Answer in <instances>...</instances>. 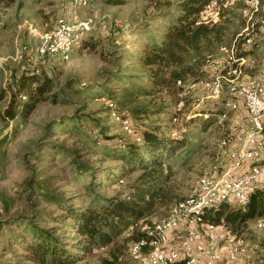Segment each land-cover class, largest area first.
<instances>
[{
	"label": "rangeland",
	"instance_id": "1",
	"mask_svg": "<svg viewBox=\"0 0 264 264\" xmlns=\"http://www.w3.org/2000/svg\"><path fill=\"white\" fill-rule=\"evenodd\" d=\"M179 1L122 0L113 4L108 0H90L81 7L72 0H14L0 8V245L4 247L0 250L1 260H12L20 252L16 243H7V234L18 233L23 227L28 229L22 223L18 228L11 225L7 219L15 214L41 217L36 222L40 227H50L72 242L70 219L38 194L37 185L56 193L74 208L84 206L92 195H109L125 189L136 171L113 182L104 177L118 163L111 157L117 138L132 141L136 129L153 124L185 137V145L172 160L173 173L168 181L172 197L149 216L150 222L165 216L171 203L188 195L202 170L211 164L217 166L214 156L223 136L229 137L228 144L236 143L237 137L242 136L243 131L235 123V115L244 113L242 106L237 111L229 109L224 103V88L219 95H211L203 85L211 78L203 62L202 75L199 72L195 81L187 77L176 99L164 90L145 93L139 89L150 84L139 56L175 15ZM58 17L69 23L89 18L91 28L73 43L65 60L36 55L38 35L51 29ZM255 31L248 48L257 62L254 67L245 68V77L264 64V26ZM221 56L218 51L212 57ZM24 66H36L51 78V94L36 101L24 115L17 113L8 118L3 115L8 95L1 89L13 82ZM209 107L217 112L204 120L211 119L206 124L202 122L207 115L203 111ZM116 110L129 113L131 131L115 117ZM257 219L250 218L233 232L227 229L228 236L215 239L213 248L221 254L216 264H222L234 245L244 251L233 264H264V223L258 224ZM219 229L226 230L223 226ZM172 235L171 245L179 248L178 241L185 233L174 229ZM205 240L203 236L202 241ZM150 250L145 247L132 253L127 241L118 258L109 264H142ZM103 257L110 258L106 247L85 254L76 263L107 264Z\"/></svg>",
	"mask_w": 264,
	"mask_h": 264
},
{
	"label": "trees",
	"instance_id": "2",
	"mask_svg": "<svg viewBox=\"0 0 264 264\" xmlns=\"http://www.w3.org/2000/svg\"><path fill=\"white\" fill-rule=\"evenodd\" d=\"M13 1L0 0V8ZM108 1L115 4L122 0ZM217 1L219 8L215 19L200 17L209 0H180L177 3L175 15L172 14L158 37L149 42L139 56L146 68V80L150 83L147 88H139L142 92L164 90L168 96L176 99V94L183 90L187 77L195 81L199 78V72L202 75L200 65L203 64L204 56L214 53L220 46L226 45L229 39H233L242 23L237 10L246 3L244 0ZM250 51V48L240 46L237 54H249ZM51 87V78L36 66L21 67L13 82L1 89L8 95L3 115L8 118L17 113L24 115L36 101L50 96L51 93L48 92ZM115 112L120 118H127L130 126L127 111ZM203 112L207 115L202 122H206L204 120L213 116L217 109L209 107ZM209 122L211 119L206 124ZM134 137L132 141L120 138L114 140L115 148L111 151V157L118 163L104 175L113 182L121 180L129 171H136L122 191L109 195H92L84 206L74 208L56 193L43 190L37 185L38 194L63 210L70 219L72 242L61 238L50 227H40L36 222L41 217L32 219L31 216L15 214L7 219L12 222L11 225L18 228L22 223L28 229L23 227L18 233L7 234V243H16L20 252L12 260L0 259V264H79L76 262L85 254L102 247L107 248L110 257H103L102 261L109 264L121 254L123 243H131L141 237L148 240L150 235L142 229V225L148 223L149 216L171 199L168 181L173 173L172 160L186 140L182 133H174L155 124L139 127L135 130ZM80 167L88 169L85 165ZM262 215V188H254L244 203L223 201L215 206H203L199 211L202 221L219 224L231 232L246 220ZM0 246V250L4 248L3 245ZM144 248L145 246L142 247Z\"/></svg>",
	"mask_w": 264,
	"mask_h": 264
},
{
	"label": "built area",
	"instance_id": "3",
	"mask_svg": "<svg viewBox=\"0 0 264 264\" xmlns=\"http://www.w3.org/2000/svg\"><path fill=\"white\" fill-rule=\"evenodd\" d=\"M72 1L81 7L90 2ZM244 1L246 4L240 8L241 25L230 44L218 48L222 56L215 59L212 53L203 58L211 75L203 85L211 95H219L224 88L225 105L234 111L242 106L243 115H235V123L243 131L242 136L232 144H228V136H223L214 156L217 166L211 164L202 170L195 179L192 191L171 203L165 216L142 225L150 237L148 240L141 237L130 243L132 253H137L144 246L151 248L142 264H216L221 260V254L213 248V243L217 237L228 236L229 231H220L221 225L202 221L200 209L223 201L244 203L254 188L264 186V64L257 67L258 76L245 77V68L253 65L254 59L250 54H237L241 45L248 47L252 44L255 29L264 26V0ZM218 8L217 0H209L200 17L215 19ZM90 28L89 18L69 23L58 17L51 29L38 35L34 47L36 55L65 60L73 43ZM108 104L112 106V102ZM115 117L120 119L127 131H131L127 118H120L116 112ZM171 119L176 117L173 115ZM222 160L225 162L218 168ZM257 220L258 224L264 223V215ZM174 229L185 233L178 241L179 248L171 245ZM203 236L207 240L202 241ZM243 251L242 247L234 245L227 251L222 264L237 262Z\"/></svg>",
	"mask_w": 264,
	"mask_h": 264
},
{
	"label": "crops",
	"instance_id": "4",
	"mask_svg": "<svg viewBox=\"0 0 264 264\" xmlns=\"http://www.w3.org/2000/svg\"><path fill=\"white\" fill-rule=\"evenodd\" d=\"M260 27H261V26H260ZM258 29H259V28H258ZM255 33H257V31H255ZM255 33H254V34H255ZM241 46H242V45H241ZM243 47H244V46H243ZM217 52H218V49H217L213 54H215V53H217ZM249 54L253 57V59H254V63L257 62L256 59H255V55H253L252 51H251ZM261 64H262V63H261ZM261 64H260V65H261ZM251 66L254 67V64L251 65ZM250 73L253 74V75H249V76H258V70H256V73H252V71H250Z\"/></svg>",
	"mask_w": 264,
	"mask_h": 264
}]
</instances>
